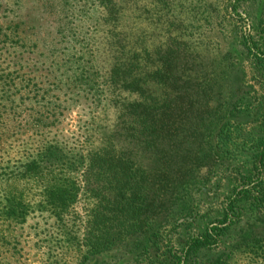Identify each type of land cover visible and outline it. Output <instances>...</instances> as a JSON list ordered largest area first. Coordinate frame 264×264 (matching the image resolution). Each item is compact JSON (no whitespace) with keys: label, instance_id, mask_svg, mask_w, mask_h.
<instances>
[{"label":"rangeland","instance_id":"374dc122","mask_svg":"<svg viewBox=\"0 0 264 264\" xmlns=\"http://www.w3.org/2000/svg\"><path fill=\"white\" fill-rule=\"evenodd\" d=\"M133 3L124 35L99 0H0V166L45 144L68 166L0 182L24 205L0 217V264H169L249 174L264 58L243 42L263 47L264 0ZM232 228L227 245L255 244L264 214Z\"/></svg>","mask_w":264,"mask_h":264},{"label":"trees","instance_id":"16d2710c","mask_svg":"<svg viewBox=\"0 0 264 264\" xmlns=\"http://www.w3.org/2000/svg\"><path fill=\"white\" fill-rule=\"evenodd\" d=\"M134 1L99 0V6L102 9L99 20L101 19L103 23L116 29V32H124L126 35L125 30L120 28V25H122V20L125 17H129L130 10L134 7ZM243 44L250 55L256 59L264 58V45L263 47L257 46L251 36L246 37ZM4 113L6 110L0 107V121L4 119ZM5 133H7L8 138L12 135V133L8 134L9 132H6L3 127L2 130L0 129V139ZM95 154L92 152L85 155L81 154L75 163H85L86 168L90 169L93 167L95 157L91 159V164L88 163V158L91 155L95 156ZM61 157V149L57 145L45 144L27 156L21 154L20 157L14 158V161L7 160L5 164L3 163L0 166V182L12 181L19 176L25 178L34 175H41V179L45 175H49L50 180L57 179L58 176H62L60 171L68 167ZM68 159L70 158L68 157ZM67 163L70 167L72 166L71 160H68ZM239 182L240 184L227 198L221 217L212 221L201 232L189 236L179 250L173 254L170 253V261L172 262L169 264H230L237 255L260 260L259 263L264 264V236L259 237L255 244H250L248 241H242L236 246L226 244L229 232L235 229L232 227L242 219L243 214L252 210L264 214V137L260 139L252 152L249 174H241ZM49 191L44 200L52 204L55 197L52 190L49 189ZM56 202L58 201L56 200ZM21 204L14 195L8 194L7 196L5 190L1 189L0 217L13 220L22 217L24 205L22 207ZM213 251L215 252L214 255L206 258L204 262L198 259L202 252L205 255V253ZM147 264L164 263L150 260Z\"/></svg>","mask_w":264,"mask_h":264}]
</instances>
